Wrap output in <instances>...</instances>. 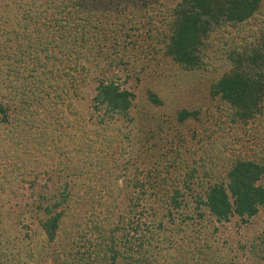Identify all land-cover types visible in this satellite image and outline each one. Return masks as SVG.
<instances>
[{
    "label": "trees",
    "instance_id": "obj_1",
    "mask_svg": "<svg viewBox=\"0 0 264 264\" xmlns=\"http://www.w3.org/2000/svg\"><path fill=\"white\" fill-rule=\"evenodd\" d=\"M4 3V11L11 12L0 23V207L6 185L19 177L28 175L36 179L51 165L58 167L63 181L71 172L74 174L78 169L83 172L81 164L70 155L72 150L66 149L77 138L73 133L77 123L70 115L81 114L77 102L72 100L78 94L82 97L88 93L93 108L101 111L103 117L97 120L98 125L84 122L78 130L82 133L79 138L85 133V139L90 141L89 151L84 154L91 164L88 173L93 174L92 169L96 172L109 169L108 159L100 155L115 145L120 144L125 153L133 151L132 93L121 87L116 78L100 76L105 74L103 69L102 74L95 72L102 63L111 70L114 63L127 56L117 53L101 57L100 51L107 41H114L112 47L124 48L131 34L142 39L154 38L162 53L188 70L207 67L214 59L220 68H227L210 84L209 93L227 104V119L232 123H264V0H6ZM131 41L134 44V39ZM89 81H94V86ZM64 98L68 100L65 106H70L69 114L64 112ZM151 98L157 101L154 96ZM190 114L182 109L178 118ZM108 117H117L128 126L114 124ZM213 146L216 147V142ZM232 161L222 177H213L201 194L194 195L192 201L196 204L192 207L197 212L191 210L184 196L193 192L191 179L196 172L212 175L207 172L203 158L191 165L183 164L180 185L173 186L168 193L161 217L155 223L141 226L140 216L135 213L131 218L134 220L114 227L108 222L91 220L88 229L84 228L87 234L70 232L71 242L65 245L66 263L159 264L154 252L167 241L166 229L176 221L195 220L197 215L198 230L205 235L197 246L199 264H212L205 253V248H210L207 242L210 217L218 222L236 217L248 223L264 208V162L250 158ZM122 167V175L126 177L127 163ZM113 168L114 176L117 168L115 165ZM133 181L134 188L141 186L143 197L144 182L138 174L133 175ZM64 183L54 202L41 208L43 216L39 223L49 242L67 228L62 226L63 206L66 204V209L70 206L71 195L66 189L68 182ZM133 199L135 209L140 196ZM1 215L0 212V225ZM250 248L254 253L257 248L264 257V231L252 238ZM198 260L193 264H198ZM6 261L1 257L0 264H8Z\"/></svg>",
    "mask_w": 264,
    "mask_h": 264
},
{
    "label": "rangeland",
    "instance_id": "obj_2",
    "mask_svg": "<svg viewBox=\"0 0 264 264\" xmlns=\"http://www.w3.org/2000/svg\"><path fill=\"white\" fill-rule=\"evenodd\" d=\"M5 1L0 0V23L5 14L11 12L4 11ZM128 38L130 40H125L128 43L124 48H118L117 45L112 47L114 41H105L100 51L101 57L107 55L109 58L117 53L127 56L121 62L116 61L112 65L113 69L107 70L106 64L102 63L95 72L101 73L103 69L105 74L101 73L100 76L116 78L121 87L132 93L130 112L133 121L130 128L131 135L134 134L131 144L133 151L125 153L120 144L115 145L106 154L100 155V158L108 159L109 169L103 168L97 172L92 169L93 174L88 173L91 164L86 162L84 154L89 151L90 141L85 139V133L79 138L82 133L78 130L86 122L95 125L99 117L103 118L102 112L93 108L88 93L82 97L80 94L72 97L81 114L70 115L71 120L77 123L73 131L77 138L66 149L72 150L70 155L81 164L83 172L78 169L74 174L71 172L64 177V181L68 182L66 189L71 195L70 206L67 209L66 204L63 206L65 213L62 226L66 225L67 228L60 231L54 241L49 242L39 223L43 216L42 206L52 204L65 185L60 179L58 167L49 166L36 179L28 175L19 177L8 183L2 192L0 253L4 254L0 255V260L4 257L8 264H69L65 261V245L71 242L68 236L70 232H79V236L87 234V224L90 225L91 220L108 222L114 227L117 223L122 225L130 220L135 213L140 216L141 226L155 223L161 217L168 193L173 186L180 185L183 164L191 165L193 161L198 162L203 158L208 167L207 172H212L211 176L196 172L197 175L191 179L193 192H187L184 196L191 210L197 212L192 207L196 204L192 201L194 195L201 194L213 177H222L232 160L250 158L264 162V123L230 122L227 119V104L211 97L209 93L210 84L226 66L220 68L221 65L213 59L207 67L188 70L162 53L154 38L142 39L135 33ZM133 39L135 45L131 41ZM215 65L220 66L215 68ZM90 82L94 84V81ZM151 96L157 101H153ZM66 104L68 100L65 99L63 105ZM65 107L64 112L69 114L70 106ZM182 109L192 114L180 120L178 112ZM111 120L114 124L128 126L117 117ZM91 136L94 137L92 132ZM215 142L216 147L213 146ZM126 163L128 174L124 177L121 170ZM113 165L117 168L114 176ZM134 174H138L144 182L143 197L141 186L133 187ZM137 195L140 196L139 203L132 209L133 198H137ZM194 219L185 223L176 221L171 224L172 227L167 223L170 226L165 231L167 241L159 244L160 250L154 252L159 264H193L198 260L197 246L204 233L198 230L200 217L196 215ZM210 219L212 222H207V242L210 248H205L209 262L264 264V257L257 248L255 253L250 248L252 238L264 231V208L248 223L236 217L225 222H218L213 217Z\"/></svg>",
    "mask_w": 264,
    "mask_h": 264
}]
</instances>
